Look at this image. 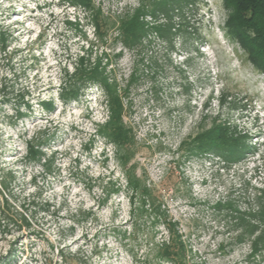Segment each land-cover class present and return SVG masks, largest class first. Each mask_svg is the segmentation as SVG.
<instances>
[{"label":"rangeland","instance_id":"374dc122","mask_svg":"<svg viewBox=\"0 0 264 264\" xmlns=\"http://www.w3.org/2000/svg\"><path fill=\"white\" fill-rule=\"evenodd\" d=\"M90 1L107 18L99 32L74 0H0V178L15 173L14 205L51 204L30 229L0 221V264H174L158 250L166 222L183 264H264V72L227 32L224 0L170 11ZM138 14L147 31L129 46L120 21ZM90 69L119 89L146 203L130 201L124 151L98 131L108 93ZM217 123L248 133L252 151L237 161L201 151L197 137Z\"/></svg>","mask_w":264,"mask_h":264},{"label":"trees","instance_id":"16d2710c","mask_svg":"<svg viewBox=\"0 0 264 264\" xmlns=\"http://www.w3.org/2000/svg\"><path fill=\"white\" fill-rule=\"evenodd\" d=\"M74 1L83 3L91 10L97 21L96 30L98 32L102 26L107 25V18H104L101 11L90 0ZM147 1L151 3L152 7L150 8L152 11L157 8L170 11L174 6H181L194 0H144V4ZM224 5L228 11L227 32L239 41L255 68L264 72V0H224ZM119 29L124 37V42L129 46L138 43L147 31V28L140 21L139 14L132 19L120 21ZM1 33L5 34V32ZM85 75L87 78L100 76L104 89L108 93L110 116L98 131L100 134L105 135L108 141L115 143L117 147L122 149V152L124 151L119 159L128 186L132 189L130 201L133 203L136 195L140 194L141 201L146 203V199L152 197V189L138 175L137 164L132 163L135 153L128 150V146L132 143L135 144V135L132 128L123 119L125 109L119 89L116 84L113 88L106 84L108 78L103 72L98 73V71L91 70V72H86ZM72 91L68 98L78 93L77 88L72 89ZM41 103L49 105L51 110L55 108L53 101H43ZM27 105L29 106V104ZM18 113L21 115L23 112L18 111ZM248 137V133H242L236 126L231 127L217 123L209 130L201 133L196 139V144L203 152L215 149L226 158L237 161L252 151L247 140ZM36 139L39 140V143L42 142L41 137H37L30 140L28 145L31 147L33 154H43L42 149L34 148L32 142ZM14 179L15 173L11 170L7 173L3 172L0 178V221L5 225L17 226L19 231L24 228L30 229L38 211H51V204L46 200L43 203L39 197L40 201H37L33 196V199L30 198L27 201L25 197L23 202L14 205L12 192H10V185ZM118 190L119 188L115 191ZM261 216L264 219V210ZM166 226L169 241H165L158 246L159 253L162 254L164 259L174 264H183L185 262L186 245L182 240V236L176 230L174 223L166 222ZM254 245V252H257V243Z\"/></svg>","mask_w":264,"mask_h":264},{"label":"bare ground","instance_id":"6f19581e","mask_svg":"<svg viewBox=\"0 0 264 264\" xmlns=\"http://www.w3.org/2000/svg\"><path fill=\"white\" fill-rule=\"evenodd\" d=\"M43 101H45V100H42L41 102H43ZM49 101H51V100H49ZM28 106V105H27ZM54 106V105H53ZM28 107H30V105L28 106ZM19 113L17 112V115H18ZM45 134V133H44ZM42 142H45V141H43L42 140ZM51 156H53V158H54V156H55V153H53ZM112 181V180H111ZM90 211H89V213H91L92 215H94V218L95 219H97V216H96V213L93 211V209H89ZM112 226V225H111ZM154 235V234H153Z\"/></svg>","mask_w":264,"mask_h":264}]
</instances>
